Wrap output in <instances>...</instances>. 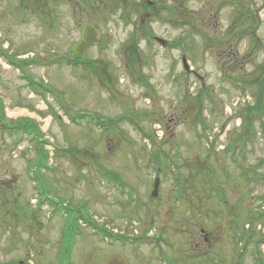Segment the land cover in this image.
<instances>
[{
  "label": "rangeland",
  "instance_id": "obj_1",
  "mask_svg": "<svg viewBox=\"0 0 264 264\" xmlns=\"http://www.w3.org/2000/svg\"><path fill=\"white\" fill-rule=\"evenodd\" d=\"M0 53V264H264V0H0Z\"/></svg>",
  "mask_w": 264,
  "mask_h": 264
},
{
  "label": "water",
  "instance_id": "obj_2",
  "mask_svg": "<svg viewBox=\"0 0 264 264\" xmlns=\"http://www.w3.org/2000/svg\"><path fill=\"white\" fill-rule=\"evenodd\" d=\"M91 32H93V34H91ZM92 35V38L90 39L89 36ZM84 42H83V48L86 50L91 44H93L96 40L97 37L93 31V28L91 26H88L85 31H84ZM157 40L162 44V45H166L167 42L163 39L157 38ZM81 47L77 46L74 48V51L78 53V49H80ZM184 61V65H185V69L186 70H190V66L187 63L186 57L183 58ZM159 185H160V179H156V183H155V190L153 192V196L157 197L158 196V190H159Z\"/></svg>",
  "mask_w": 264,
  "mask_h": 264
},
{
  "label": "trees",
  "instance_id": "obj_3",
  "mask_svg": "<svg viewBox=\"0 0 264 264\" xmlns=\"http://www.w3.org/2000/svg\"><path fill=\"white\" fill-rule=\"evenodd\" d=\"M0 57H6V55L4 54V53H0ZM12 64H16V63H12ZM32 84V83H31ZM33 85V84H32ZM259 105H260V103H259ZM32 123H24V124H22V125H20L18 128H16V130H24L26 133L27 132H29V134H27L28 136L30 135H34V128H33V125H31ZM96 125H100V123L98 124V122H96ZM5 126H6V128L9 130L10 129V127L8 126V125H6L5 124ZM100 126H102V125H100ZM102 127H104V126H102ZM38 132V134L37 135H39V131H37ZM41 144H49L48 143V141L46 142L45 140H43V139H41ZM40 144V143H39ZM47 158L48 157V153H42L41 155H40V159H41V161H39L40 162V166H43L45 163V157ZM110 236H112V235H110Z\"/></svg>",
  "mask_w": 264,
  "mask_h": 264
},
{
  "label": "flooded vegetation",
  "instance_id": "obj_4",
  "mask_svg": "<svg viewBox=\"0 0 264 264\" xmlns=\"http://www.w3.org/2000/svg\"><path fill=\"white\" fill-rule=\"evenodd\" d=\"M84 30H85V29H83V31H82V38H83V33H84ZM73 53H74V51H73ZM260 263H261V262H260ZM262 263H264V262H262Z\"/></svg>",
  "mask_w": 264,
  "mask_h": 264
}]
</instances>
